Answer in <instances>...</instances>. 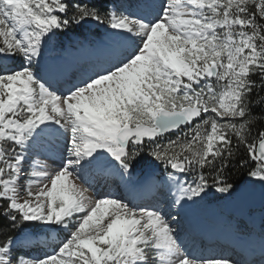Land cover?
<instances>
[{"label": "snow or ice", "instance_id": "6c2138e0", "mask_svg": "<svg viewBox=\"0 0 264 264\" xmlns=\"http://www.w3.org/2000/svg\"><path fill=\"white\" fill-rule=\"evenodd\" d=\"M90 21L110 39L73 82L49 43ZM258 123L264 0H0V218L15 233L0 264H242L196 256L175 225L213 191L233 196L236 165L264 205ZM60 145L58 169L37 163ZM98 177L152 202L93 195Z\"/></svg>", "mask_w": 264, "mask_h": 264}, {"label": "rangeland", "instance_id": "374dc122", "mask_svg": "<svg viewBox=\"0 0 264 264\" xmlns=\"http://www.w3.org/2000/svg\"><path fill=\"white\" fill-rule=\"evenodd\" d=\"M125 2L132 3L133 0H125ZM109 39L110 37L107 34V30L104 25H99L90 21L83 27H73L66 34H59L49 43L47 52L48 62L53 59L64 60L72 66V70L80 71V74H78V78H80L89 68L90 57L88 56L87 47L101 44L108 41ZM79 61L88 62H85L86 64H80ZM76 80L73 82H76ZM63 155V145H60L58 148L56 146H51L47 154L41 155L38 158L37 163L47 166L48 171L51 172L60 167V162ZM156 171L157 174H159L160 170L157 169ZM144 172L145 169L138 167L135 176H142ZM101 179L102 177H98L95 188L90 189V192L93 195L97 192L101 195L108 192H119L116 190L117 185L115 184V180L106 181V185L103 186L102 183L104 182ZM77 183L80 182L77 181ZM248 184V181H246L240 188H238V190ZM36 190L38 189L33 187V191ZM236 193H234L231 197H227L224 194L213 191V193L210 194L198 206L191 209L197 213V221L200 223V225L208 227L209 229L213 230V232L224 233L226 231L228 233L234 231L237 237L243 240L251 241L252 245L254 246L264 245V205H262V203H260L258 206L255 205V203L241 204L240 199H237L236 197ZM25 195L26 193L24 192L22 196ZM151 202L152 201L149 203ZM173 215H177V213L175 214V212H173ZM180 215L182 214H179V216ZM183 224V220L180 221L179 219V223L175 225V227L181 229ZM180 232L184 244L187 246V250L196 254L195 246L191 245L188 240V237H190L188 236V228L185 229V231ZM54 237L62 238V236H59V234L54 233L48 238L47 243L42 244L41 246L50 247L54 242ZM204 250L205 251L203 252L207 254V249ZM208 250V252L226 255L225 251L221 252L219 249L215 251V248L212 247H209ZM233 253H229V257L233 260H238V256L235 257V255L240 254L235 253L232 255ZM262 260L264 261V259ZM260 262L261 261L257 259L254 260V262L249 263L260 264Z\"/></svg>", "mask_w": 264, "mask_h": 264}, {"label": "bare ground", "instance_id": "6f19581e", "mask_svg": "<svg viewBox=\"0 0 264 264\" xmlns=\"http://www.w3.org/2000/svg\"><path fill=\"white\" fill-rule=\"evenodd\" d=\"M54 61H57V60H55V59L50 60L49 63L54 62ZM69 74H70V78H73V81H74L75 79L78 78V76H79L78 74H80V71L79 70H72ZM101 180L104 182V183H102L103 186H105L106 185V181H112V180H115V179H107L106 180V179L102 178ZM117 181L118 180H115V182H116L115 184L116 185H118ZM249 184L246 185L245 187H242L241 189H239L238 192L236 193V197H237V199H240L241 204L255 203V205L258 206L261 203V189H260V186L257 189H253L251 187V185H249ZM84 186L87 187V185H84ZM119 192H122L124 195L128 196L130 199H134L133 197L129 196L128 193L131 192L129 190H127L128 193L126 192V194L124 193V191H119ZM119 192H117V193H119ZM133 192L135 193L136 191H133ZM139 192H144V194L151 195L150 193H148L146 191H139ZM23 193L21 195H23ZM149 202L150 201H136V203H138V204H144V203L147 204ZM175 214H176V212H175ZM196 214L197 213L194 212L192 209H188L184 213H182V215L179 216V219H180V221L183 220L184 224H183L182 228L179 229V230L180 231H185V229H187V228H188V230H190L191 227H194V229L196 231H199V230L201 232L208 231L212 237L217 239L216 243L212 244V245H216L215 248H218L221 252L225 251L226 255H221V254H217V253H213V254L212 253H207V254H205L203 252H200V253L197 252L198 254L197 253L195 254L193 252L192 253L195 254L196 256L216 257V258H230L229 257V249H227V248H232L233 245L231 244L232 246H230L229 245V241L225 237L224 238L226 239V244L223 245V243L221 242L224 239L223 237H221V235L224 236V235L228 234L229 232L228 233L226 231L224 233L213 232V230L209 229L208 227L200 225V223L197 221L198 218H197ZM221 232H223V231H221ZM230 234H232L233 237L235 238V240L241 245V247H243L244 250L248 251L251 255H256L257 252H258L260 254V258L261 259L264 258V245H262V246L261 245L260 246H254V245H252L251 241L243 240V239L237 237L236 233L234 231H231ZM188 236H190V235H188ZM190 237H188V240H189L190 244L195 246L196 251H198L199 247H201V245H199V246L195 245V242H197V240L196 239L192 240V238H190ZM227 242H228V244H227ZM238 248L239 247L237 246L234 249V251L235 252L239 251ZM238 260L241 261L242 264H250L248 261L243 260L242 258H239Z\"/></svg>", "mask_w": 264, "mask_h": 264}, {"label": "trees", "instance_id": "16d2710c", "mask_svg": "<svg viewBox=\"0 0 264 264\" xmlns=\"http://www.w3.org/2000/svg\"><path fill=\"white\" fill-rule=\"evenodd\" d=\"M94 2L97 6H100L103 4H107L108 0H94ZM262 127H264V124L258 123L253 130V134H255ZM240 155H244L243 150H241ZM246 171V169L239 167V165H236L229 169V175L231 177V180L234 184L238 186V188H240L247 181ZM4 234L15 235V233L11 230L8 222L5 219L0 218V238H3Z\"/></svg>", "mask_w": 264, "mask_h": 264}, {"label": "water", "instance_id": "95a60500", "mask_svg": "<svg viewBox=\"0 0 264 264\" xmlns=\"http://www.w3.org/2000/svg\"><path fill=\"white\" fill-rule=\"evenodd\" d=\"M250 185H251V187H252L253 189H257V188L259 187V184H251V183H250Z\"/></svg>", "mask_w": 264, "mask_h": 264}]
</instances>
